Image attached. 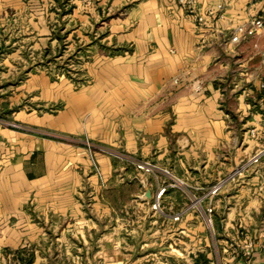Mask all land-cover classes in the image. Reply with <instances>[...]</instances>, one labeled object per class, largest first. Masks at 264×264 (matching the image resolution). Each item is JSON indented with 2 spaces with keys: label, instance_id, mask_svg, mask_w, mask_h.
Returning <instances> with one entry per match:
<instances>
[{
  "label": "crops",
  "instance_id": "1",
  "mask_svg": "<svg viewBox=\"0 0 264 264\" xmlns=\"http://www.w3.org/2000/svg\"><path fill=\"white\" fill-rule=\"evenodd\" d=\"M58 1L0 0V49L20 45L41 66L58 45L48 12ZM69 4L63 30L80 64L76 77L35 69L9 89L11 120L158 162L200 195L264 147V35L229 43L264 0H196L204 23L177 0ZM14 60L0 61L2 77L12 75ZM95 162L97 170L82 148L0 130V256L8 264L30 247L32 264L53 263L42 247L52 240L80 264L90 257L140 264L138 256L151 264H210L208 234L195 212L173 222L151 208L160 184L154 178L105 155ZM188 205L177 190L162 200L167 215ZM215 226L221 246H235L225 264H264V164L220 191Z\"/></svg>",
  "mask_w": 264,
  "mask_h": 264
},
{
  "label": "built area",
  "instance_id": "2",
  "mask_svg": "<svg viewBox=\"0 0 264 264\" xmlns=\"http://www.w3.org/2000/svg\"><path fill=\"white\" fill-rule=\"evenodd\" d=\"M88 1L90 2L91 0ZM177 3L187 14L196 16L198 23H204V17L198 15L196 12V0H177ZM223 9L224 7L222 5L217 7L218 16L223 12ZM263 35L264 8L258 16L248 19L242 24L234 27L231 36L229 37V43L231 45H237L251 38H257ZM195 90L200 91L201 87L197 86ZM2 129L13 130L25 134H33L58 143L82 148L88 154L96 170L97 164L95 162V156L96 154H100L111 157L129 167H132L139 174L154 178L160 184L155 195V199L151 205L153 212L169 217L173 222H179L187 212H195L201 219L208 234L209 250L211 255L210 264H225L226 259L224 255L227 253V250L235 249V246L232 243H227L225 248L222 247L217 235L215 226V207L216 199L219 196L220 191L227 183L237 180L253 168L264 164V147H262L257 149L249 158L243 161L227 179L217 182L204 194L200 195L198 193L200 188L191 186L186 180L178 177L174 172H172L170 168L164 167L158 162L148 159H138L123 152L76 136L35 130L10 119L0 118V130ZM168 189L177 190L184 194L189 199V205L183 210H180L172 215H167L163 211L162 200ZM260 241L264 245V230L260 233ZM251 247L252 243H248L247 248Z\"/></svg>",
  "mask_w": 264,
  "mask_h": 264
},
{
  "label": "rangeland",
  "instance_id": "3",
  "mask_svg": "<svg viewBox=\"0 0 264 264\" xmlns=\"http://www.w3.org/2000/svg\"><path fill=\"white\" fill-rule=\"evenodd\" d=\"M65 0H59L57 4L53 7L50 6L48 7V12L50 14H53V19L50 20V24L56 25L54 32V36H56L58 45L56 48L51 49L48 54L42 56V67L40 65H32V60L34 62L38 60L40 57L37 55V53L33 51H23L20 48V45H16L14 49L4 48L0 52V61L1 60H9L10 57L15 58L14 62L15 64L13 65V69L11 68V74L8 77H2L0 75V118L2 119H10L9 116L11 115L8 107L9 105L7 104L8 97L10 96L11 93L9 89H14L18 85H20L27 77L29 73H33L35 69L42 68L43 70H46L48 74L52 78H60L62 76H74L76 77L75 71L77 70V66H80L75 59L73 55V51L69 46L70 43V37L69 34L64 32L63 30L64 26L65 28H69V5L61 7L60 5H65L66 3L64 2ZM87 3H90L88 0H85ZM64 2V3H63ZM57 9V10H56ZM66 13V14H65ZM63 27H62V26ZM68 25V26H67ZM17 43V42H16ZM19 51V52H17ZM7 64V63H6ZM37 64V63H36ZM33 71V72H32ZM11 120V119H10ZM50 232H53L50 231ZM53 235V234H52ZM136 242L133 241V244ZM132 244V245H133ZM42 247L44 248V252L48 251L47 256H49L47 259L50 262H53L51 264H80V258H76V256H71V257H66L64 255V250L63 251H56L58 249V246L56 245V241L52 240L51 242L48 241L47 243L42 244ZM23 251V250H22ZM26 252H23L22 255L13 258L10 260V264H23L24 262H27L30 260L29 255H34V247L26 248ZM8 254V252H5ZM57 254L61 255L62 259H59L60 261H56L54 257H56ZM5 256V258H2L0 256V264H8V260L6 259V254H2ZM172 258V257H171ZM174 259H176V256H173ZM23 260L20 261V260ZM151 257H145V256H138V262L140 264H151L150 261ZM5 260V261H4ZM52 260V261H51ZM140 260V261H139ZM34 260L32 259V263ZM147 262V263H146ZM31 263V264H32ZM102 263L101 260L96 258L95 264ZM88 264H94L92 262V257L89 258ZM139 264V263H138Z\"/></svg>",
  "mask_w": 264,
  "mask_h": 264
},
{
  "label": "trees",
  "instance_id": "4",
  "mask_svg": "<svg viewBox=\"0 0 264 264\" xmlns=\"http://www.w3.org/2000/svg\"><path fill=\"white\" fill-rule=\"evenodd\" d=\"M71 0H67V2H65L66 4L65 5H61V7H64V6H68L69 5V2H70ZM69 7V13H70V9H71V7L70 6H68ZM66 14V13H65ZM49 53V50H47V51H45V55L46 54H48ZM22 252H19V254H21ZM30 256V260H28L27 262H24L23 264H31L32 263V255H29ZM20 261H22L23 262V260L21 259Z\"/></svg>",
  "mask_w": 264,
  "mask_h": 264
}]
</instances>
